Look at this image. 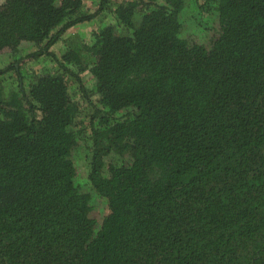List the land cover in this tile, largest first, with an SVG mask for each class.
<instances>
[{
  "label": "trees",
  "instance_id": "1",
  "mask_svg": "<svg viewBox=\"0 0 264 264\" xmlns=\"http://www.w3.org/2000/svg\"><path fill=\"white\" fill-rule=\"evenodd\" d=\"M197 1L0 3V264H264V0Z\"/></svg>",
  "mask_w": 264,
  "mask_h": 264
},
{
  "label": "rangeland",
  "instance_id": "2",
  "mask_svg": "<svg viewBox=\"0 0 264 264\" xmlns=\"http://www.w3.org/2000/svg\"><path fill=\"white\" fill-rule=\"evenodd\" d=\"M2 2H3V0H0V3H2ZM86 2L90 3V0H86ZM199 2L203 3V0H198L197 4H199ZM188 5L191 8L192 3H188ZM190 8H188V10L186 12V15H187V13H189L190 17L187 20H185V23L183 24V30H187V29L192 28V26H194V23H195V19L196 18L195 17L193 18L194 13H193V11ZM92 30H93L92 27L89 26L88 24L82 25V26H79V27L75 28V30L71 32L72 33L71 35L74 36L73 39H75L74 42H76L77 39H80V38H83V39L88 38V36L92 32ZM182 34H183V31H182ZM21 49L22 50L24 49V52L30 51L29 50L30 48H29V46L27 44L26 45L25 44L22 45ZM82 160H83V156H80L79 158H76L77 174H79L80 176L82 174H84V172H85V169H83L84 168V164H83ZM82 182L83 181H81V183Z\"/></svg>",
  "mask_w": 264,
  "mask_h": 264
}]
</instances>
